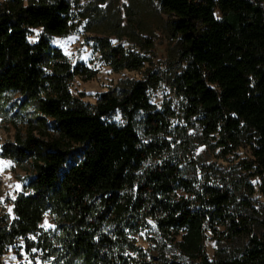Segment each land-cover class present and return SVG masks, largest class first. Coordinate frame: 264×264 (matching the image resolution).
I'll use <instances>...</instances> for the list:
<instances>
[{
    "label": "trees",
    "instance_id": "16d2710c",
    "mask_svg": "<svg viewBox=\"0 0 264 264\" xmlns=\"http://www.w3.org/2000/svg\"><path fill=\"white\" fill-rule=\"evenodd\" d=\"M158 1L173 17L171 32L186 63L173 80L183 119L213 137L224 155L248 138L256 172L264 177V0ZM69 20L65 0L0 5V104L18 94L14 115L26 125L24 135L17 131L2 145L0 157L18 165L30 161L33 171L30 192L12 202V218L0 216V263L12 248L32 264H264V239L230 213L229 189L205 183L194 191L183 177L174 150L187 144L185 133L173 139V115L154 110L146 81L104 93L91 108L71 95L73 78L90 72L69 63L44 36L65 35ZM33 28L43 35L31 44ZM109 53L113 69L142 64L120 49ZM29 107L36 117L26 118ZM115 112L123 124L109 121ZM179 189L192 198H177ZM46 212L56 218L54 231L40 227ZM148 220L172 241L183 231L177 245L184 260L150 263L130 256L129 235ZM214 224L226 227L220 235L228 239L248 235V243L236 255L210 260L204 231L218 234Z\"/></svg>",
    "mask_w": 264,
    "mask_h": 264
},
{
    "label": "rangeland",
    "instance_id": "374dc122",
    "mask_svg": "<svg viewBox=\"0 0 264 264\" xmlns=\"http://www.w3.org/2000/svg\"><path fill=\"white\" fill-rule=\"evenodd\" d=\"M65 1L70 5L69 31L62 36H44L69 63L82 64L90 72L91 77L73 78L69 88L71 95L91 108L104 93H118L134 81H146L147 97L154 110L163 114L168 111L173 115L169 119L175 135L173 139L185 133L187 144L174 150L178 153L183 177L192 182L194 191L205 183L228 188L234 199L230 213L237 221L245 219L250 235L264 239V177L256 172L253 163V142L249 143L245 138L238 148L224 155L213 137H206L194 121L189 124L183 119L184 102L174 89L173 80L186 63L179 55L178 38L171 32L173 17L161 9L158 0ZM4 2L0 0V5ZM259 5L264 9V2ZM215 16L220 18L218 10H215ZM42 35L40 28L30 29L28 41L35 43ZM111 48L120 49L128 57L137 56L142 61L140 68L113 69V62L108 57ZM6 98L8 102L0 104V149L3 144L13 141L17 131L24 135L26 129V125L14 115L20 96L9 93ZM36 115L31 107L26 110V118ZM109 121L124 122L119 112L113 113ZM172 154L165 157L170 158ZM32 175L30 161L18 165L13 160L0 157V216L12 218V202L17 194L30 192L27 185ZM208 177L210 181L205 182ZM176 197L192 198L190 193L181 189L176 191ZM40 227L44 231H54L55 216L46 212ZM213 229L219 235L206 229L203 241L204 253L210 260L236 255L248 243L246 234L232 239L220 235L226 231L223 224H214ZM182 234L180 231L172 241L163 237L148 220L137 233L129 235L135 249L128 253L135 260L150 263L162 259L184 260L177 245ZM0 264H32V260L22 251L16 254L9 248L2 255ZM35 264L50 262L36 259Z\"/></svg>",
    "mask_w": 264,
    "mask_h": 264
}]
</instances>
